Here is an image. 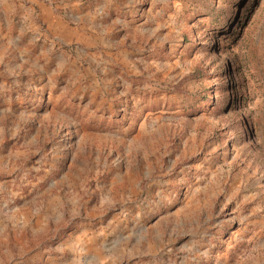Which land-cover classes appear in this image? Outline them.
I'll return each mask as SVG.
<instances>
[{
    "label": "rangeland",
    "instance_id": "374dc122",
    "mask_svg": "<svg viewBox=\"0 0 264 264\" xmlns=\"http://www.w3.org/2000/svg\"><path fill=\"white\" fill-rule=\"evenodd\" d=\"M0 264H264V0H0Z\"/></svg>",
    "mask_w": 264,
    "mask_h": 264
}]
</instances>
